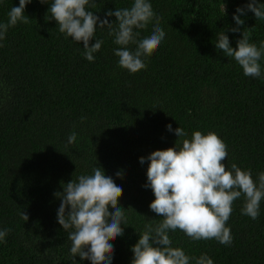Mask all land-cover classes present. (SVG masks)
Listing matches in <instances>:
<instances>
[{"label": "trees", "instance_id": "16d2710c", "mask_svg": "<svg viewBox=\"0 0 264 264\" xmlns=\"http://www.w3.org/2000/svg\"><path fill=\"white\" fill-rule=\"evenodd\" d=\"M133 2L95 0L87 10L104 19L107 11ZM149 2L166 35L145 60L146 69L136 74L118 67L114 50L119 46L108 29H97L95 39L104 43L94 62L85 60L83 45L66 39L54 20L45 19L52 0H32L24 11L29 22L9 28L0 41V230L11 229L0 243V264H72L71 241L57 222L60 200L54 193L97 166L123 189L119 206L126 223L123 236L110 241L112 264H131V248L145 225L162 219L149 209L154 196L145 187L147 161L141 165L139 160L153 151L179 149L194 131L214 132L224 141L228 156L222 163L228 170L235 163L250 169L253 180L264 172V57L261 77H245L214 46L223 31L236 47L241 35L228 29L237 27L232 16L248 0ZM18 6L19 0H0V22L6 23ZM240 18L241 31L251 28L250 42L259 47L264 20H255L251 12ZM108 20L113 23L115 17ZM153 23L140 30L139 38L151 34ZM129 48L134 51L135 45ZM178 127L188 136L178 138ZM73 131L77 139L66 147ZM243 203V196L233 202L226 224L230 246L194 242L179 230L169 233L171 246L190 257L206 254L214 264H264V200L256 220L241 214Z\"/></svg>", "mask_w": 264, "mask_h": 264}, {"label": "clouds", "instance_id": "9594fccd", "mask_svg": "<svg viewBox=\"0 0 264 264\" xmlns=\"http://www.w3.org/2000/svg\"><path fill=\"white\" fill-rule=\"evenodd\" d=\"M38 2L49 4L48 0ZM30 3L32 0H19V6L11 8L7 22H0V41L5 39L9 28L29 22L24 11ZM49 5L45 19L54 20L66 39L82 44L84 59L88 62H94V54L104 43L95 39L97 29H108V35L114 37L113 43L119 46L114 50V55L119 58L118 67L130 74L146 69L145 60L154 54L166 35L160 27L161 18L154 13L149 0H134L130 7L109 10L104 19L87 10L96 6L95 0H52ZM235 12L232 19L237 27L228 31L240 33L236 47L230 46L223 31L217 34L214 46L225 57L232 58L245 77L260 78L259 62L264 57V41L259 47L250 42L251 28L241 31L244 20L240 17L251 12L255 20H264V4L248 0L244 8L238 7ZM109 17H115V22L109 23ZM150 23H153L151 34L139 38L140 30ZM93 40L95 42L90 46ZM129 45H135V50ZM0 47H3L2 43ZM84 119L81 117V122ZM166 127L172 131L170 124ZM175 135L184 138L188 133L178 127ZM76 139L77 134L73 131L67 138L66 147ZM227 156V145L216 133L194 131L190 139L181 140L179 149L170 147L140 158L141 165L147 161L145 187L154 196L149 209L162 219L155 226L145 225L138 242L131 248V264H190V261L214 264L206 254L190 257L183 249L172 247L169 233L179 230L194 242L216 240L230 246L233 237L226 224L233 211V202L242 196L241 214L252 220L259 218L260 204L264 200V172H259L257 180H253L250 169L242 170L232 163L228 170L222 163ZM116 177L122 179V172L118 171ZM122 192V187L97 166L91 174L80 175L77 180L64 184L62 191L54 193L60 200L57 222L68 231L67 238L71 241L72 264H76L74 258L77 256L90 264H112L113 244L110 241L123 236L122 225L126 223L125 209L119 206ZM21 219L27 222L29 217L22 211ZM10 231L7 228L0 230V243L6 242Z\"/></svg>", "mask_w": 264, "mask_h": 264}]
</instances>
